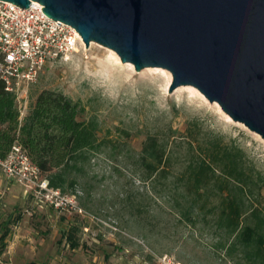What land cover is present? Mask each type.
<instances>
[{"label": "rangeland", "instance_id": "obj_1", "mask_svg": "<svg viewBox=\"0 0 264 264\" xmlns=\"http://www.w3.org/2000/svg\"><path fill=\"white\" fill-rule=\"evenodd\" d=\"M118 60L105 47L90 43L85 49L80 42L66 60L47 64L34 82L20 85V120L41 91L53 90L85 105V118L96 117L100 135L109 130L111 142L105 154L92 159L88 177L75 188L82 214L37 205L24 188L0 175V231L6 223L11 231L0 261L14 256L22 259L19 264H236V253L229 256L227 246L220 245L212 214H204L205 223L199 215L195 226L184 222L155 176L144 177L138 159L147 137L163 139L171 130L180 138L198 124L200 141L205 134L222 138L241 150L247 166L264 174V141L227 119L217 104L192 87L168 94L172 79L166 70L136 72ZM117 129L128 131L130 139L120 138ZM172 139L167 152L183 158L186 148ZM183 169L176 164L173 171ZM172 180L170 175L163 183ZM260 203L264 209V190ZM69 226L78 227L76 249L61 236Z\"/></svg>", "mask_w": 264, "mask_h": 264}, {"label": "trees", "instance_id": "obj_2", "mask_svg": "<svg viewBox=\"0 0 264 264\" xmlns=\"http://www.w3.org/2000/svg\"><path fill=\"white\" fill-rule=\"evenodd\" d=\"M86 113L79 101L61 92L43 90L20 120L16 95L6 90L0 78V160L18 145L49 188L76 197L75 188L88 177L92 159L105 154L111 142L110 131L101 136L100 123L96 117L86 119ZM195 125L180 138L171 130V135L163 139L146 138L138 159L144 177L148 180L155 176L184 222L195 226L197 218L202 216L205 223V215L212 214L220 245L227 246L229 256L236 253V264H264V209L260 203L264 174L247 166L241 150L225 144L222 138L205 134L200 141L201 129ZM117 130L124 141L130 139L128 131ZM170 137L175 146L186 148L183 158L167 152ZM176 164L184 166L179 174L173 171ZM170 175L174 180L163 183ZM215 198L218 205L213 202ZM2 229L0 257L9 233L7 224ZM77 232L75 226L62 231L71 249L79 246Z\"/></svg>", "mask_w": 264, "mask_h": 264}, {"label": "water", "instance_id": "obj_3", "mask_svg": "<svg viewBox=\"0 0 264 264\" xmlns=\"http://www.w3.org/2000/svg\"><path fill=\"white\" fill-rule=\"evenodd\" d=\"M31 3L136 72L171 75L264 141V0H0ZM59 26V24H57Z\"/></svg>", "mask_w": 264, "mask_h": 264}, {"label": "built area", "instance_id": "obj_4", "mask_svg": "<svg viewBox=\"0 0 264 264\" xmlns=\"http://www.w3.org/2000/svg\"><path fill=\"white\" fill-rule=\"evenodd\" d=\"M31 4L21 9L0 1V78L16 97L22 83L34 82L47 64L66 60L82 42L73 28L46 17L38 3ZM0 175L30 192L37 205L58 213L82 214L75 196L49 188L18 145H13L0 160Z\"/></svg>", "mask_w": 264, "mask_h": 264}, {"label": "crops", "instance_id": "obj_5", "mask_svg": "<svg viewBox=\"0 0 264 264\" xmlns=\"http://www.w3.org/2000/svg\"><path fill=\"white\" fill-rule=\"evenodd\" d=\"M23 189V188H22ZM23 191H24V194H25V196H27V197H32L31 196V193L30 192H27V191H25L24 189H23ZM7 224V227H8V230H9V233H8V237L11 235V231H10V225L8 226V224L9 223H6ZM14 229L16 228L15 226L13 227ZM1 232V231H0ZM4 243L6 244L7 243V241H4ZM6 248V247H5ZM4 254H5V252L2 254V256H4ZM1 256V257H2ZM0 257V258H1ZM20 257H14L13 256V258H12V260L11 259H9V260H5V261H0V264H19L18 262L19 261H21L22 259H19ZM39 264V263H37V262H35V261H29L27 264Z\"/></svg>", "mask_w": 264, "mask_h": 264}, {"label": "bare ground", "instance_id": "obj_6", "mask_svg": "<svg viewBox=\"0 0 264 264\" xmlns=\"http://www.w3.org/2000/svg\"><path fill=\"white\" fill-rule=\"evenodd\" d=\"M111 54L115 57L116 60H118V57H117L112 51H111ZM118 61H119V60H118ZM194 92H195L197 95H199L201 98H203L202 95H201L199 92H197L196 89H194ZM227 119H229L228 116H227Z\"/></svg>", "mask_w": 264, "mask_h": 264}]
</instances>
